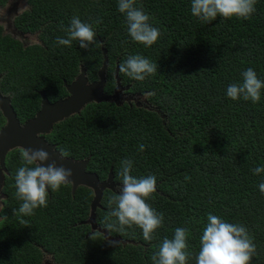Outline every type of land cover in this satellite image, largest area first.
<instances>
[{
	"label": "trees",
	"instance_id": "1",
	"mask_svg": "<svg viewBox=\"0 0 264 264\" xmlns=\"http://www.w3.org/2000/svg\"><path fill=\"white\" fill-rule=\"evenodd\" d=\"M28 4L14 27L24 35L36 34L37 43L24 44L3 34L0 26V94L9 98L20 123L37 114L42 95L49 103L65 98V83L71 84L81 70L89 83L96 81L105 60L106 96L113 97L117 86L131 95H154L145 105L88 103L44 134L56 151L68 153L65 158L86 162V173L99 183L113 184L101 191L96 206L91 188L80 185L72 192L69 184L59 192L49 190L48 206L35 215H14L22 203L14 180L22 151L7 153L0 264H43L45 254L52 264H152L163 239H172L178 227L189 231L187 264H196L209 214L246 227L257 249L250 264H264V194L259 190L264 172H253L264 167V89L256 104L227 96V87L242 83L248 68L264 81V0H257L248 20L218 16L209 23L191 14V0H136L135 7L161 33L151 47L131 39L118 0ZM73 17L92 25L101 48L56 43L66 36ZM133 55L156 63V74L143 82L121 74L119 65ZM4 124L0 110V128ZM124 159L133 161L132 176L157 178L147 203L164 220L152 241H145L138 227L110 234L101 227L115 219L107 217L109 198L122 186ZM95 230L103 235L92 240ZM110 240L120 243L113 247Z\"/></svg>",
	"mask_w": 264,
	"mask_h": 264
},
{
	"label": "clouds",
	"instance_id": "2",
	"mask_svg": "<svg viewBox=\"0 0 264 264\" xmlns=\"http://www.w3.org/2000/svg\"><path fill=\"white\" fill-rule=\"evenodd\" d=\"M257 0H191V14L203 23L214 21L218 16L224 19L248 20L255 13ZM136 0H118V9L125 15L127 30L131 39L143 46L151 47L160 38L159 29L150 23V17L135 7ZM99 23V21H97ZM65 37H57L56 43L71 47L73 41L79 42V47L90 50V46L101 48L103 43L97 40L92 25L84 23L79 17H73L69 28L64 30ZM158 65L140 55L129 56L119 65V72L132 80L143 82L156 74ZM242 83H232L227 87V96L233 101L243 99L253 104L261 100V89L264 81L258 79L256 72L248 68L242 73ZM154 93H145L147 99ZM139 151L145 150L144 144L138 145ZM68 155L61 151L60 158ZM49 153L41 149H24L21 152L22 166L14 177L16 198L22 201L14 215L29 217L35 215V210L48 206L49 190L59 192L73 181L71 169L58 166L55 161L49 163ZM133 161H121L119 176L122 186L118 194L109 198L108 218L101 227L110 234L112 231L123 233L125 229L138 227L142 230L145 241L155 239V232L163 226V213H157L147 201L156 192L157 178L155 175L134 177L131 175ZM254 174L264 172V167L253 169ZM261 194H264V182L259 184ZM114 205V207H113ZM207 224L200 238V250L196 255V264H250L256 254V245L246 227L226 222L221 217L209 214ZM22 224L27 221L21 220ZM103 235L99 230L92 231L91 239ZM187 228L175 229L174 237H165L159 250L152 255V264H187L192 256L188 244ZM115 247L119 241L110 240Z\"/></svg>",
	"mask_w": 264,
	"mask_h": 264
},
{
	"label": "water",
	"instance_id": "3",
	"mask_svg": "<svg viewBox=\"0 0 264 264\" xmlns=\"http://www.w3.org/2000/svg\"><path fill=\"white\" fill-rule=\"evenodd\" d=\"M106 65L107 62L105 60L98 72V79L93 83L87 81L85 72L81 70L71 84L65 83L68 95L61 100L49 103L42 95L39 111L32 119L24 123H20L17 119L10 106L9 98L0 94V110L5 118V125L0 129V168L6 171L4 165L5 157L11 150L19 148V150L23 151L24 149L43 148L50 155L49 163L55 161L58 166L72 170V192L80 185L87 186L94 191L93 205L96 206L100 199L101 191L104 188L113 189V184L109 181L99 183L93 174L86 173V162H77L65 157L61 159L60 153L55 150L53 145L47 143L42 135L48 134L55 123L78 113L88 103L113 100L114 95L113 97H108L103 92L106 84Z\"/></svg>",
	"mask_w": 264,
	"mask_h": 264
},
{
	"label": "rangeland",
	"instance_id": "4",
	"mask_svg": "<svg viewBox=\"0 0 264 264\" xmlns=\"http://www.w3.org/2000/svg\"><path fill=\"white\" fill-rule=\"evenodd\" d=\"M27 5H28L27 0H5L3 3H0V26L3 29V34L8 35L14 39H17L23 42L24 44H33V43L38 42L37 35L36 34H28V35L21 34L18 30H16L13 24L14 18L17 15H19L21 12L26 10ZM113 100L119 104L125 102L129 104L132 103L134 105L136 104L145 105L144 96H141V95L132 96L130 94H127L121 89L119 90L118 88L115 89L114 91ZM42 136L44 137V134ZM44 262L50 263L51 257L45 254V257L43 258V263Z\"/></svg>",
	"mask_w": 264,
	"mask_h": 264
},
{
	"label": "flooded vegetation",
	"instance_id": "5",
	"mask_svg": "<svg viewBox=\"0 0 264 264\" xmlns=\"http://www.w3.org/2000/svg\"><path fill=\"white\" fill-rule=\"evenodd\" d=\"M27 4H28V0H27ZM28 8H29V4L27 5V9L26 10H28ZM26 10H24V11H26ZM23 11V12H24ZM23 12H21V13H23ZM20 13V14H21ZM19 14V15H20ZM18 16V15H17ZM16 16V17H17ZM15 17V18H16ZM14 18V19H15ZM13 24H14V20H13ZM2 28V27H1ZM2 32H3V29H2ZM127 94H129V93H127ZM131 95V94H130ZM132 96H138V95H132ZM141 105H143V104H141ZM5 125V124H4ZM3 125V126H4ZM2 126V127H3ZM1 127V128H2ZM0 128V129H1ZM5 174H6V171H4V170H2L1 168H0V210H1V208H2V206H3V202H4V200H5V198H6V196L4 195V193H3V186H4V177H5ZM43 264H52L51 262L49 263V262H44Z\"/></svg>",
	"mask_w": 264,
	"mask_h": 264
}]
</instances>
